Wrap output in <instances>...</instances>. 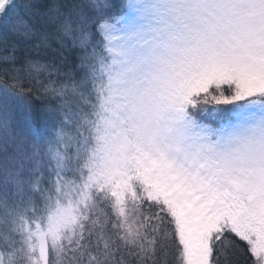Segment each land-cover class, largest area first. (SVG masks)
I'll return each mask as SVG.
<instances>
[{"label": "snow or ice", "instance_id": "6c2138e0", "mask_svg": "<svg viewBox=\"0 0 264 264\" xmlns=\"http://www.w3.org/2000/svg\"><path fill=\"white\" fill-rule=\"evenodd\" d=\"M261 97L264 0H0V264H264Z\"/></svg>", "mask_w": 264, "mask_h": 264}, {"label": "rangeland", "instance_id": "374dc122", "mask_svg": "<svg viewBox=\"0 0 264 264\" xmlns=\"http://www.w3.org/2000/svg\"><path fill=\"white\" fill-rule=\"evenodd\" d=\"M111 3L119 4L121 0H110ZM98 38L102 41L99 33ZM226 87V86H225ZM211 107V106H208ZM201 121L197 123L206 124L209 128H224L240 131L245 128L264 123V97L255 100L252 103L235 102L223 106L222 111L214 112L213 118L220 117L219 121H210L202 114H197ZM250 256V253H248Z\"/></svg>", "mask_w": 264, "mask_h": 264}, {"label": "trees", "instance_id": "16d2710c", "mask_svg": "<svg viewBox=\"0 0 264 264\" xmlns=\"http://www.w3.org/2000/svg\"><path fill=\"white\" fill-rule=\"evenodd\" d=\"M98 37H99V36H98V34L96 33V35H95V39H96V40H100V38H98ZM199 119H201V118H199ZM233 238L236 239V240L238 241V243H240V245H241L242 247L247 248L246 242L239 241V239L236 238V237H234V236H233ZM248 255H249V254H248Z\"/></svg>", "mask_w": 264, "mask_h": 264}, {"label": "clouds", "instance_id": "9594fccd", "mask_svg": "<svg viewBox=\"0 0 264 264\" xmlns=\"http://www.w3.org/2000/svg\"><path fill=\"white\" fill-rule=\"evenodd\" d=\"M229 130H231V129H229Z\"/></svg>", "mask_w": 264, "mask_h": 264}]
</instances>
